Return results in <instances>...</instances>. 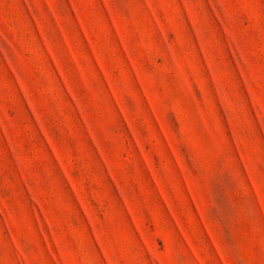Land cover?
Wrapping results in <instances>:
<instances>
[{"label": "rangeland", "instance_id": "obj_1", "mask_svg": "<svg viewBox=\"0 0 264 264\" xmlns=\"http://www.w3.org/2000/svg\"><path fill=\"white\" fill-rule=\"evenodd\" d=\"M0 264H264V0H0Z\"/></svg>", "mask_w": 264, "mask_h": 264}]
</instances>
